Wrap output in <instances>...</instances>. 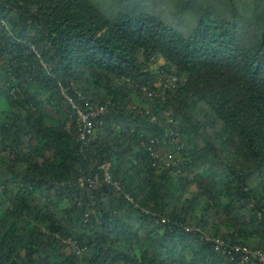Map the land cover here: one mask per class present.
<instances>
[{
  "label": "trees",
  "instance_id": "obj_1",
  "mask_svg": "<svg viewBox=\"0 0 264 264\" xmlns=\"http://www.w3.org/2000/svg\"><path fill=\"white\" fill-rule=\"evenodd\" d=\"M0 64V264L264 248V0H0Z\"/></svg>",
  "mask_w": 264,
  "mask_h": 264
},
{
  "label": "built area",
  "instance_id": "obj_2",
  "mask_svg": "<svg viewBox=\"0 0 264 264\" xmlns=\"http://www.w3.org/2000/svg\"><path fill=\"white\" fill-rule=\"evenodd\" d=\"M171 84L178 81V78L174 76L168 80ZM145 93L154 95V90L148 86L139 85ZM161 96L164 98L165 90L161 92ZM71 100V98H70ZM77 111L78 120L80 122V134L84 138L86 135L93 131L94 126L98 120L95 121L92 118L98 117L105 113L107 106L106 104L98 106H89L87 110L81 108L79 105L74 104ZM100 122V121H99ZM175 140L179 141L178 133L175 135ZM157 157L156 154H153ZM104 168V179L106 182H112L110 164L103 165ZM114 185H117L116 183ZM205 239L214 243L216 249L221 250L223 254L230 256L232 259H237L239 264H264V248L252 249L245 244H229L221 237H208Z\"/></svg>",
  "mask_w": 264,
  "mask_h": 264
},
{
  "label": "rangeland",
  "instance_id": "obj_3",
  "mask_svg": "<svg viewBox=\"0 0 264 264\" xmlns=\"http://www.w3.org/2000/svg\"><path fill=\"white\" fill-rule=\"evenodd\" d=\"M6 68L3 67V65L0 64V87L5 89L6 85H5V77H4V72H5ZM47 96V93H39V97L40 98H45ZM4 102L2 101V97L0 96V105L3 106ZM50 123L53 125L58 124V121L53 118L51 116V114H46L42 116L41 119V126L45 127V124ZM167 136L171 135V132L167 129ZM36 142L39 144L40 146V152L42 154H44L47 157L53 158L54 157V152L52 150V143L50 142V140L48 139L47 136L44 135L43 140L37 139ZM234 145V144H233ZM226 201V200H225Z\"/></svg>",
  "mask_w": 264,
  "mask_h": 264
}]
</instances>
